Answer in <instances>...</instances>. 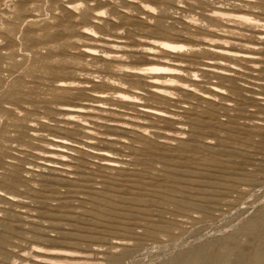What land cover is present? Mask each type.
Returning a JSON list of instances; mask_svg holds the SVG:
<instances>
[{
  "label": "rangeland",
  "instance_id": "obj_1",
  "mask_svg": "<svg viewBox=\"0 0 264 264\" xmlns=\"http://www.w3.org/2000/svg\"><path fill=\"white\" fill-rule=\"evenodd\" d=\"M65 2L0 0V264H35L34 251L46 249L65 253L52 257L57 264H176L185 254L194 264H249L264 254V99L248 91L264 96V52L254 67H240L251 88L230 92V82L210 79L231 96L229 108L215 100V134L204 126L193 135L186 124L179 135L193 144L189 151L175 150L177 139L161 152H139L138 141L117 151L122 168L139 172L137 187L107 186L108 172L80 153V181L98 190L73 195L36 165L49 138L63 135L53 128L58 94L48 62L92 61L50 36L76 12ZM244 12L264 32V13Z\"/></svg>",
  "mask_w": 264,
  "mask_h": 264
},
{
  "label": "bare ground",
  "instance_id": "obj_2",
  "mask_svg": "<svg viewBox=\"0 0 264 264\" xmlns=\"http://www.w3.org/2000/svg\"><path fill=\"white\" fill-rule=\"evenodd\" d=\"M220 2L119 0L113 3V0H66L65 7L76 12L67 21L59 19L57 31L50 36L58 39L65 37L67 43L78 47L79 52L92 61L80 65L58 60L48 62L47 67L56 78L58 94L51 106L53 128L63 135L50 137L43 146L41 160L36 164L41 172L47 171L48 174L45 172L43 176L55 183H66L73 195L78 189L96 193L97 188L89 186L85 180L80 181L83 165L79 154L86 153L97 159L100 169L108 172L104 178L107 186L124 183L137 187L139 172L122 168L117 151H122L124 147L132 149L133 143L138 141L142 144L137 148L139 152H161L171 139L179 141L175 150L189 151L193 144L179 135L185 133L188 128L186 124H191L189 131L193 135L196 129L204 126L215 134L218 128L212 113L219 106L215 100L221 97L224 101L220 106L229 108L226 100H230L231 96L210 79L215 77L230 82L227 87L230 92L235 89L247 90L252 86L241 82L243 79L238 74L240 67L243 64L254 67L264 52V32L257 26L259 19L244 12L249 8H222L218 6ZM248 31L256 34L255 43L246 38ZM164 45L168 46L165 51L179 59L175 60L171 73L151 75L174 76L191 70L194 85H207L206 88H196L195 92L181 89L196 98L194 105L191 101H186L188 107L169 104L172 97L167 96L168 89L155 81L150 84L153 89L150 98L145 99V89L137 88L133 93L129 91L132 85L119 78L123 76L135 81L136 77L143 75L130 71L135 67H167L166 58H159ZM204 53L209 55L204 56ZM142 54L158 59L148 62L127 59ZM97 65H106L109 71L106 73ZM102 76L105 80L101 79ZM200 76L205 79H196ZM107 80L113 83L108 84ZM259 83L264 85V81ZM122 84L125 86L122 87ZM248 91L252 100L264 99V96L252 95L251 89ZM202 101L206 102L205 108L200 107ZM113 170H117L119 175H111ZM26 171L31 170L28 167ZM45 184L51 186L53 183ZM254 223L250 221L247 229ZM121 243L115 241V244ZM58 253L65 254L57 250H35L33 259L35 264H57L52 257L60 255ZM194 262V257L185 254L176 264ZM249 264H264V254L257 251Z\"/></svg>",
  "mask_w": 264,
  "mask_h": 264
},
{
  "label": "clouds",
  "instance_id": "obj_3",
  "mask_svg": "<svg viewBox=\"0 0 264 264\" xmlns=\"http://www.w3.org/2000/svg\"><path fill=\"white\" fill-rule=\"evenodd\" d=\"M119 0H113V3H118ZM257 5V0H221L218 4L219 7L222 8H236V7H246L252 13L261 12L264 13V4L260 6ZM104 13H101L103 15ZM264 20V17H261ZM235 22V21H233ZM259 23V22H258ZM264 27V24L260 25ZM231 35H246V33H230ZM168 46L164 45L163 48L160 49V59H165L167 62V67H135L130 69L132 72H141L143 75L136 77L135 81L128 80L126 77H119L122 80H125L128 85H132L129 87V91L135 93L137 88H143L146 90L147 95L145 99L150 98L151 89L150 84L151 82L155 81L158 83L162 88L168 89L167 96L172 97L171 100L168 101L169 104L174 105H181L183 107H188L186 101H191L192 104H195V97L188 95L186 92L181 91V89L190 90L191 92H195L196 88H206L207 85L205 83L200 84H193V74L191 70L186 71L185 73H180L178 75L169 76V75H162L159 77H154L152 73H171L174 69V62L175 60L179 59V57L172 56L168 51H165ZM195 51V50H193ZM127 59H131L133 61H141V62H148L152 60L158 59V57L150 56V55H139V56H131ZM96 67L104 69L107 73L109 71L108 66L106 65H97ZM115 71H120V69H115ZM186 78V79H185ZM102 80H105V77H101ZM196 79L203 81L205 78L203 76L197 77ZM108 84L113 83L112 80L106 81ZM122 87L125 85H121ZM168 86H172L168 88ZM202 95V93H201Z\"/></svg>",
  "mask_w": 264,
  "mask_h": 264
}]
</instances>
